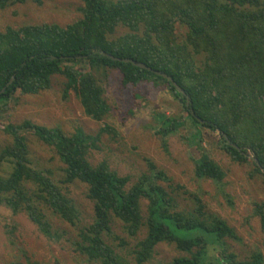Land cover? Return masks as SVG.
<instances>
[{
	"label": "trees",
	"instance_id": "obj_1",
	"mask_svg": "<svg viewBox=\"0 0 264 264\" xmlns=\"http://www.w3.org/2000/svg\"><path fill=\"white\" fill-rule=\"evenodd\" d=\"M26 1L0 0V8ZM82 1L83 16L65 27L25 24L0 31V91L15 77L0 96V116L18 92L45 91L58 74L66 79L64 98L75 94L84 113L104 126L92 136L82 128L68 134L31 120H2L3 131L12 139L0 151V166L11 165L7 177L0 174V204L14 213L27 212L44 235L59 239L46 210L77 226L80 212L69 184L79 181L87 184V196L94 202L93 221L78 228L76 243L88 264H147L162 243L175 245L180 255L155 264H264L259 250L250 259H239L228 244L229 238L239 239L234 228L209 209L200 192L176 182L154 162L149 160L148 172L129 185L130 177L119 175L107 161L93 165L88 159L103 133L116 137L115 128L104 122L111 107L95 75L116 69L125 85L149 81L171 91L178 114L156 110L150 129L165 150L172 135L185 131L183 138L194 148L198 180L220 184L225 178L209 152L214 143L235 162L252 161L253 174L264 177V0ZM177 23L186 30L177 32ZM121 25L129 31L114 37ZM102 51L171 75L190 96V106L168 79ZM28 133L57 152L64 164L62 179L33 161ZM184 198L189 199L185 205ZM255 211L264 229V201L255 203ZM118 221L128 237L145 234L132 249L131 260L108 242L113 237L122 247L129 245L113 230Z\"/></svg>",
	"mask_w": 264,
	"mask_h": 264
},
{
	"label": "rangeland",
	"instance_id": "obj_2",
	"mask_svg": "<svg viewBox=\"0 0 264 264\" xmlns=\"http://www.w3.org/2000/svg\"><path fill=\"white\" fill-rule=\"evenodd\" d=\"M83 7L82 0H43L41 4L27 0L9 5L0 8V31L7 26L18 28L25 24L55 23L65 27L83 16ZM177 26V32L186 30L178 23ZM128 31V27L121 25L113 36L120 37ZM95 75L104 87L106 100L111 107L104 122L115 128L116 137L108 132L103 133L96 142L97 147L89 150V161L93 165L107 161L119 175L130 177L129 185L148 172L149 160L154 162L176 182L186 185L190 191L200 192L209 209L226 219L234 228L239 239L229 238L228 244L239 259H250L257 250L264 255V229L255 211V203L264 201V177L253 174L252 161L235 162L215 143L211 144L210 155L225 171V178L220 184L212 180H198L192 160L194 148L183 138L185 131L172 135L168 150H165L159 136L150 129L156 110L178 114V104L171 91L165 85L155 86L149 81L138 87L125 85L116 69L95 72ZM52 79L51 87L45 91L37 94L18 92L1 114L0 151L12 139L3 131L2 120L7 123L31 120L48 128L60 127L68 134L74 133L77 128H82L92 136L99 133L104 126L103 122L86 115L75 94L71 93L64 98L66 79L58 74ZM27 137L31 157L36 165L52 170L57 180L62 179L64 164L54 148L33 133H28ZM10 173L11 165L3 162L0 174L7 177ZM69 186V195L80 212L78 225L71 226L55 217L49 209L46 210L48 220L54 227L53 232L61 234L59 239H50L44 235L27 212L14 213L7 205L0 204V264H88L76 250V243L80 240L78 228L89 226L93 221L94 202L87 196V184L77 181ZM188 201V198L182 200L184 205ZM146 204L147 201H144V208ZM113 230L129 245L122 247L119 240L113 237L108 242L131 260L132 249L145 234L141 233L138 238L128 237L119 221L115 222ZM179 255L180 251L175 245L162 243L157 246L153 259L147 264L167 263Z\"/></svg>",
	"mask_w": 264,
	"mask_h": 264
},
{
	"label": "water",
	"instance_id": "obj_3",
	"mask_svg": "<svg viewBox=\"0 0 264 264\" xmlns=\"http://www.w3.org/2000/svg\"><path fill=\"white\" fill-rule=\"evenodd\" d=\"M102 54L103 55H106V56H109L115 60H119V61H123V62H126V63H132L134 64L135 66H138L140 68H144V69H147V70H150V71H153L155 74L159 75V76H162L166 79H168L176 88L177 91H179L180 93H182L183 95H185L186 99H187V106H190L191 104V100H190V96L186 93V91L175 81V79L167 74V73H164V72H161L159 70H154L152 67L148 66L147 64L141 62V61H137V60H134V59H131V58H119V57H115L114 55L112 54H109L105 51H102ZM81 57V56H79ZM15 80V77H12V79L10 80L9 83H7V85L0 91V96L1 94L6 90V88ZM192 113L194 114V112L192 111ZM200 121H204V120H201L200 118H198ZM224 136L228 139V141L233 144L234 146L238 147L237 145H235L233 142H231V140H229L228 136L224 133ZM252 159L256 162H258L257 158L255 156H251ZM264 169V168H263Z\"/></svg>",
	"mask_w": 264,
	"mask_h": 264
}]
</instances>
